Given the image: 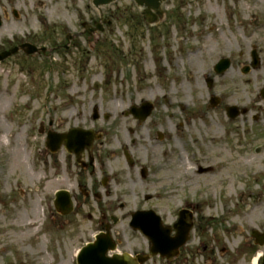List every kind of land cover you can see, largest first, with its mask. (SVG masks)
Returning a JSON list of instances; mask_svg holds the SVG:
<instances>
[{"label": "rangeland", "instance_id": "374dc122", "mask_svg": "<svg viewBox=\"0 0 264 264\" xmlns=\"http://www.w3.org/2000/svg\"><path fill=\"white\" fill-rule=\"evenodd\" d=\"M207 8L212 10L209 16ZM162 9L163 18L149 26L133 0H115L101 9L110 24L103 23L101 32L87 38L75 37L64 48L67 33L79 35L83 22L98 21L91 0H0V51L22 42L47 47L44 55L17 52L0 62V93L8 98L0 103L1 183L8 187L15 178L26 181L41 164L40 121L51 119L53 129L84 121L88 125L95 107L101 117L107 116L96 123L108 128L111 156H118L125 145L138 157V165L151 167L145 180L135 170L126 182L129 194L121 198L128 207L150 206L171 220L174 210L185 204L202 225L209 222L201 229L207 246V239L217 237L232 251L251 229L264 230V104L258 95L264 85V0H165ZM252 47L259 63L243 73ZM187 50L196 51L195 66L192 55L188 64ZM176 55L180 58L174 67ZM220 57H229L232 65L219 75L212 67ZM146 59L149 70L162 63L166 70L162 73L159 67L147 75ZM191 68L198 70L197 77H191ZM195 78L198 85L193 87ZM206 78L213 80L212 86ZM181 79L188 85L184 98ZM210 95L219 97L217 106L208 107ZM142 101L154 105L144 123L123 115ZM226 105L248 112L230 120ZM157 133L165 138L158 139ZM15 139L23 150L17 161L11 158ZM198 165L210 170L198 174ZM145 194L151 199L145 200ZM29 224L11 225L10 238L16 241L13 235L22 236L20 230ZM38 226L26 231L36 234ZM198 235L194 243L201 241ZM44 245L43 240L36 244L32 255L27 251L29 264H74L75 248ZM261 252L255 247L253 257ZM193 254L189 264H202L199 253Z\"/></svg>", "mask_w": 264, "mask_h": 264}, {"label": "flooded vegetation", "instance_id": "af4514ba", "mask_svg": "<svg viewBox=\"0 0 264 264\" xmlns=\"http://www.w3.org/2000/svg\"><path fill=\"white\" fill-rule=\"evenodd\" d=\"M77 36L71 37L70 43ZM79 37L87 38L88 35ZM212 83L213 80L211 86ZM90 118L91 123L88 125L84 121L83 124H69L65 129H53L51 119H48L46 124L40 121L36 132L39 137L42 136L40 143L45 156L39 158L41 148H38L36 158L40 159L41 164L37 162L40 165L36 164L32 168L31 177L26 181L24 177L15 178L13 186L3 187L4 183H1L0 179V264H29L27 251L30 250L32 255L34 246L42 240L46 249L50 248V243L60 250L75 248L74 264L76 253L85 245L95 243L96 236L102 238L96 246L101 250L105 249L104 255L108 257L118 254L122 258L129 254L138 262L137 256L142 257L148 252V240L130 225V218L133 211L151 207L136 205L130 209L128 201L121 197H127L129 194L126 182L131 178V174H135L136 170L137 176L145 180L151 172V167L141 163L138 165V157L125 145L120 147L118 156H111L112 151L106 145L108 128L104 129L96 123L107 120V116L104 114L101 117L94 107L90 111ZM70 130H74L75 135H68ZM202 132L200 131V135ZM157 136L160 140L165 138L162 133H157ZM56 137L70 140L83 137L87 142L83 145L73 143L74 150L70 153L63 142H59L60 145H49ZM206 167L210 170V166ZM200 169L201 166L198 165V174L209 171L203 172ZM184 205L174 210L171 220L155 211L160 216V235L161 232L165 233L169 241L165 246L160 244L159 252L143 264H189L193 252L199 253L202 264H220L218 260L225 264H251L256 245L250 235L241 236L232 251L221 245L215 239L217 237L207 239V246L201 229L203 226L209 227V222L202 225L203 221L198 219L196 211ZM179 209H185L192 214L193 225L188 231L179 225V219L183 217V214L179 215ZM24 223H30L29 227H23L20 230L22 236L13 235L16 241L12 240L9 236L11 225L21 226ZM37 225L39 226L36 234L30 230L26 231ZM195 233L201 238V241L197 240L196 243ZM11 241L14 243L11 244ZM19 251L24 252V255Z\"/></svg>", "mask_w": 264, "mask_h": 264}, {"label": "water", "instance_id": "95a60500", "mask_svg": "<svg viewBox=\"0 0 264 264\" xmlns=\"http://www.w3.org/2000/svg\"><path fill=\"white\" fill-rule=\"evenodd\" d=\"M114 0H92L93 6L99 10L100 8L113 2ZM136 5L140 8L141 14L143 15L144 19L147 20L148 23H155L158 18L162 17V11H161V3L163 0H134ZM109 23V22H107ZM103 27L101 26V23L95 22V25L93 28L87 29V32H93V31H101ZM20 48L27 54L36 53L39 51H44V48H36L34 45H31L29 43H24L20 45ZM18 47H14L10 49L9 51H4L0 53V60L5 59L6 57L10 56L11 54L18 51ZM252 66H255L257 64V55L255 53V50H252ZM229 65L228 59H221L214 67L215 71L218 73H221L223 70H225ZM249 69V67H245L243 72H246ZM263 102H264V87L260 89L259 91ZM217 98H212L211 103L215 104L217 102ZM152 105L149 102H144L141 104L140 107L136 108L135 106H132L130 108V112L139 119H144L151 111ZM227 115L231 118L235 117L239 114V111L235 106H228L226 107ZM246 109H241L240 113H245ZM73 133V132H72ZM65 143L70 146L71 143H74L75 139H67L65 140L62 138ZM87 142V140L83 137L78 139V143ZM76 143V142H75ZM55 144L57 145L58 142L55 141ZM132 222L131 225L134 228L140 229L143 234H145L148 239L151 242V248L150 253L155 254L157 251L158 246L161 244V246H165L168 243V239L165 236V233L161 232L160 235V225L159 220L153 213V211H147L144 213L136 212L132 215ZM180 227L184 228L186 231L189 230L191 223L187 220V218H181L179 220ZM252 236L254 237V242L263 245L264 244V231L263 232H257L256 230L251 232ZM98 243L102 241L101 237H97ZM180 243H177V246ZM95 245H88L84 247L81 250V254H79L78 257V264H122V261H124V264H134V260L129 258L128 256H123L122 258L118 257L117 255H114L113 258H105L104 252L105 249L101 250ZM148 256H145L143 258H140V262H143L145 259H147ZM257 264H264V254L257 260Z\"/></svg>", "mask_w": 264, "mask_h": 264}, {"label": "bare ground", "instance_id": "6f19581e", "mask_svg": "<svg viewBox=\"0 0 264 264\" xmlns=\"http://www.w3.org/2000/svg\"><path fill=\"white\" fill-rule=\"evenodd\" d=\"M205 12H206V15L209 16L211 14L212 10H211V8H207V10ZM240 12L243 13L242 9L240 10ZM209 42L210 41L207 40V42H206L207 44L204 46V49L207 48V45H209ZM191 55H192L191 58H192V61H193V65L195 66L196 65V58H195L196 51H194L192 53H191V50L185 51V56H186V59H187V62H188L189 65H190L189 60H190V56ZM179 57L180 56H178V55L174 56V58H173L174 67H177L176 61H178ZM143 68L145 70H147V75H154L156 73L155 70H149L150 69L149 68V59H146ZM160 69H161V72L163 73L166 70V65L164 63H162L161 66H160ZM197 74H198V70L196 68H191V77L192 76L193 77H197ZM197 85H198V83H197L196 78H195V80L193 81V87H195ZM179 87L181 88V90L183 92L182 95H183V98H184L186 96V92L188 91V85L186 84L185 79H181L180 80ZM166 88H167L166 93L170 92V90H171L170 85H167ZM183 98H182V100L180 102L182 104H186V101ZM7 100H8V98L4 95V93L1 92L0 93V103H1V105L2 104L3 105L6 104ZM5 133H6V130L3 131L2 138H3V136L5 137ZM22 153H23V150L19 147V144L17 143V140L15 139L13 141V147H12V150H11V155H12L11 158L13 159V161H17L18 160V156H20ZM179 159H181V157H179ZM257 255H255L253 260H252L253 264H255V262H256Z\"/></svg>", "mask_w": 264, "mask_h": 264}]
</instances>
